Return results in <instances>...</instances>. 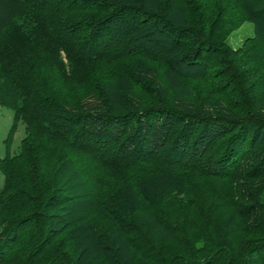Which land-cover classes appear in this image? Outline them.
I'll return each instance as SVG.
<instances>
[{
    "label": "trees",
    "instance_id": "16d2710c",
    "mask_svg": "<svg viewBox=\"0 0 264 264\" xmlns=\"http://www.w3.org/2000/svg\"><path fill=\"white\" fill-rule=\"evenodd\" d=\"M0 105V264H264V0H0Z\"/></svg>",
    "mask_w": 264,
    "mask_h": 264
},
{
    "label": "rangeland",
    "instance_id": "374dc122",
    "mask_svg": "<svg viewBox=\"0 0 264 264\" xmlns=\"http://www.w3.org/2000/svg\"><path fill=\"white\" fill-rule=\"evenodd\" d=\"M254 26L253 23L249 20L242 21V23L233 30L227 37V42L233 49H237L242 46V44L254 35ZM126 81L130 82L131 79ZM78 97V96H77ZM14 111L11 108L0 105V157L4 155L13 156L14 153L18 152L20 141L24 135V124L21 121L16 123V126H13L14 123ZM13 127V128H12ZM79 165L87 164L88 166L93 165V160L90 157H78ZM96 168H99L97 165ZM100 173L107 175L109 179L114 178V173L107 171L105 167H100ZM136 170V167L133 165V169H128V173ZM190 177V176H189ZM3 174L0 170V192L2 191V182ZM190 180L191 177H190ZM23 210V209H22ZM189 240L193 241L192 237L189 236ZM178 242L174 241L173 243H166L162 247L167 251V254L176 249H179L177 246ZM200 245V242H198Z\"/></svg>",
    "mask_w": 264,
    "mask_h": 264
}]
</instances>
